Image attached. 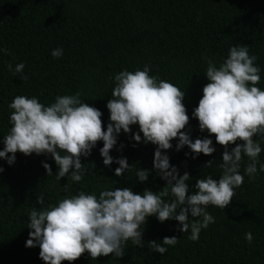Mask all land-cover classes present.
I'll return each instance as SVG.
<instances>
[{"label": "trees", "instance_id": "16d2710c", "mask_svg": "<svg viewBox=\"0 0 264 264\" xmlns=\"http://www.w3.org/2000/svg\"><path fill=\"white\" fill-rule=\"evenodd\" d=\"M235 44L249 46V54L257 57L256 65L261 68L257 87L264 90V0H0V49H7V54L0 52V150L11 127L8 105L15 96H35L48 105L58 95L80 93L84 103L102 112L106 131L110 122L106 105L112 98L114 76L149 65L151 76L185 91L183 104L189 124L183 131L193 142L212 139L216 148L212 156L201 153L193 158L195 154L187 146L176 150L177 138L165 153L180 175H190L189 188L195 191L197 179L220 178L222 169L217 165L225 151L215 135L200 131L198 119L192 116L209 82L205 57L219 66ZM57 47L64 51L62 58L51 55ZM8 63L13 68L24 63V72L14 75ZM25 75L27 80L22 79ZM137 132L138 125L131 126V133L121 132L110 152L114 159L127 158L129 166H135L120 177L115 175L118 164H103V141L97 142L91 155L81 157L84 175L79 183L68 176L58 179V166L50 154L17 152L11 166L0 159L4 169L0 173V264H45L38 246H25L31 231L28 215L34 207L57 204L68 194L64 191L68 184L73 195L84 190L97 196L109 188H130L142 194L166 187L167 181L153 167L156 146L137 143L133 139ZM256 138L264 148V136ZM235 146L230 144L227 150ZM259 160L264 163V151ZM209 161L217 165L207 168ZM44 162L51 165L53 175L47 176ZM248 163L249 158L243 157L242 175ZM139 168L152 173L147 182H138L135 173ZM40 196L43 205L36 203ZM163 199L171 202L173 197ZM207 210L215 223L202 229L197 241L178 230L179 222L161 223L151 216L144 226L143 248L129 240L123 245L122 257L110 254L92 259L84 253L76 261L62 264H264V172L254 178L245 175L226 209L209 205ZM246 232L253 235L251 244L244 239ZM173 236L178 243L167 246L163 255L148 247L149 241L162 242Z\"/></svg>", "mask_w": 264, "mask_h": 264}, {"label": "clouds", "instance_id": "9594fccd", "mask_svg": "<svg viewBox=\"0 0 264 264\" xmlns=\"http://www.w3.org/2000/svg\"><path fill=\"white\" fill-rule=\"evenodd\" d=\"M249 51V46L235 44L219 66L205 57V76L209 82L203 87L202 98L192 116L198 119L200 131L215 135L216 143L225 146V151L218 165L215 161L206 164L207 168L217 165L222 169L220 178L216 180L208 175L197 179L195 191L189 188L190 175L187 172L180 175L165 153L172 149V141L177 138L176 150L187 146L195 154L193 158L201 153L212 156L216 148L212 139L197 138L193 142L189 133L183 131L189 124L183 104L185 91L151 76L149 65L143 70H124L114 76L112 98L106 105L110 113L106 131L102 127V112L84 103L80 93L58 95L55 102L48 105L35 96H15L8 105L11 127L3 136L4 148L0 150V159L10 166L14 165L17 152L26 156L50 154L58 166L57 178L68 176L69 180L79 183L84 175L81 157L91 155L97 142L103 141L100 148L103 164L106 167L118 164L115 175L120 177L135 166L130 167L127 158L114 159L110 152L121 132L131 133V126L138 125L139 132L133 134V139L156 146L153 167L167 181V186L157 193L109 188L100 191L99 196L84 190L73 195L68 184L64 188L68 194L57 204L43 209L34 207L30 211L27 228L31 231L25 246H38L39 257L45 264L74 262L84 253L92 259L110 254L122 257L123 245L129 240L144 247V226L151 216L161 223L179 222L178 230L189 233L188 239L197 241L201 230L215 223L208 206L226 209L245 175L254 178L258 172H264V163L259 160L264 148L259 138L254 139L264 136V90L257 87L261 68L256 65L257 57ZM0 52L7 54V49ZM51 55L62 58L64 51L57 47ZM7 68L14 75L22 74L25 64L18 63L13 68L8 63ZM230 144L236 145L231 151L227 150ZM245 156L250 163L242 175L240 168ZM42 166L47 176L53 175L50 164L44 162ZM3 171L0 168V173ZM149 173L137 169L138 182H147ZM169 195L173 199L165 202L163 198ZM36 203L43 205V196L38 197ZM244 239L251 244L252 233L246 232ZM178 240L175 236L165 237L162 242L149 241L148 247L163 255L168 251L167 246H175Z\"/></svg>", "mask_w": 264, "mask_h": 264}]
</instances>
